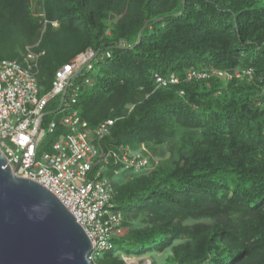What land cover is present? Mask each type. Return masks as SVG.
I'll use <instances>...</instances> for the list:
<instances>
[{"label":"trees","instance_id":"16d2710c","mask_svg":"<svg viewBox=\"0 0 264 264\" xmlns=\"http://www.w3.org/2000/svg\"><path fill=\"white\" fill-rule=\"evenodd\" d=\"M28 50L43 52L40 96L61 66L97 54L73 78L71 108L89 130L114 120L101 176L126 232L95 264L169 248L168 264H264V0H0V61L24 66ZM190 69L209 77L188 81ZM155 74L179 82L157 87ZM60 100L45 107L42 128L61 117ZM143 146L168 155L149 173L124 170L115 154Z\"/></svg>","mask_w":264,"mask_h":264},{"label":"built area","instance_id":"2783aa9c","mask_svg":"<svg viewBox=\"0 0 264 264\" xmlns=\"http://www.w3.org/2000/svg\"><path fill=\"white\" fill-rule=\"evenodd\" d=\"M117 46L130 47L123 40ZM42 55L43 52L28 50L24 66L16 61H0V150L12 171L46 188L75 218L92 244L93 251L88 260L95 264L102 252L112 250V238L121 232V215L111 209V180L101 176V165L113 153L105 152L100 143L110 135L114 120L107 119L89 130L87 123L71 108L76 104L79 92L73 78L83 70H89L97 54L89 50L76 66H61L54 74L51 89L40 96L36 68ZM103 57L109 58L110 52L100 55ZM218 75L223 76L220 72ZM246 75L251 77V70ZM208 77V73L194 69L186 73L188 81ZM154 79L156 86L163 88L179 82L174 75L164 78L155 74ZM87 83L84 79V84ZM58 96L61 100L57 113L61 117L57 121L50 120L42 128L45 107ZM59 128L63 132L50 144L49 150L38 154L43 138ZM115 158L124 170L133 173H142L147 168L142 155L129 148L122 149ZM124 261L127 264H151L148 260Z\"/></svg>","mask_w":264,"mask_h":264},{"label":"water","instance_id":"95a60500","mask_svg":"<svg viewBox=\"0 0 264 264\" xmlns=\"http://www.w3.org/2000/svg\"><path fill=\"white\" fill-rule=\"evenodd\" d=\"M92 251L61 202L12 171L0 150V264H92Z\"/></svg>","mask_w":264,"mask_h":264},{"label":"rangeland","instance_id":"374dc122","mask_svg":"<svg viewBox=\"0 0 264 264\" xmlns=\"http://www.w3.org/2000/svg\"><path fill=\"white\" fill-rule=\"evenodd\" d=\"M37 10V6H34V13L35 15L38 14ZM54 27H56V23H54L53 25ZM42 136V135H41ZM164 152L163 157L160 156L161 152ZM138 152L143 156V158L145 159L146 163H147V172L149 173L151 170H153V168L158 165L164 158L167 157L168 152L166 150L165 147L161 148H157L155 149V154L152 153L149 149L145 148L144 146L141 147ZM151 163L153 164V166L151 165ZM127 181V178L124 180L122 179L121 176H118L115 178V182L116 183H122ZM126 231L125 230H121L120 235H123ZM177 244H180V242H177ZM119 254V255H118ZM174 254V250L173 248H169L166 251H164L163 253H156V252H152L150 254L144 255L143 257H139V258H127L125 256H123V254L117 253L116 256L120 259H126L129 262H140L142 260H148L151 264H168L170 258H172ZM132 260V261H129ZM127 262V261H125Z\"/></svg>","mask_w":264,"mask_h":264}]
</instances>
